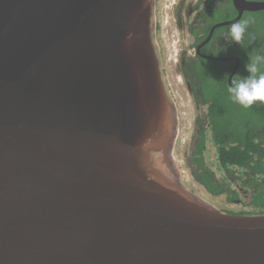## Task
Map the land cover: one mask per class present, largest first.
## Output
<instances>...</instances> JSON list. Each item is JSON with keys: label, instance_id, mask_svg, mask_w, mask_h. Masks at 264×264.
I'll use <instances>...</instances> for the list:
<instances>
[{"label": "water", "instance_id": "water-1", "mask_svg": "<svg viewBox=\"0 0 264 264\" xmlns=\"http://www.w3.org/2000/svg\"><path fill=\"white\" fill-rule=\"evenodd\" d=\"M232 3L196 49L229 85L200 47L264 10ZM178 126L155 0H0V264H264V214L184 183Z\"/></svg>", "mask_w": 264, "mask_h": 264}, {"label": "trees", "instance_id": "trees-1", "mask_svg": "<svg viewBox=\"0 0 264 264\" xmlns=\"http://www.w3.org/2000/svg\"><path fill=\"white\" fill-rule=\"evenodd\" d=\"M264 1V0H251ZM215 9L212 10L214 13ZM210 12V13H212ZM238 13L235 11L232 3L220 14L216 12L207 16V22L213 24L222 19H232ZM247 25L245 35L248 37L243 42V46L232 43L224 47L225 51L218 50L217 57L237 56L241 60V65L236 75L248 76L244 65L249 60V54L252 56H264V10L257 12H245L241 18ZM211 27L206 28L207 34ZM230 29V28H229ZM196 36L199 31L194 33ZM191 66L197 72L202 82V99L208 104L207 115L211 126L212 135L209 137L203 133L200 152L202 157L199 169L204 173H199L196 168L193 170L194 176L199 178L200 182L211 193H228L213 172V167L206 165L205 152L208 140L215 146L216 167L220 171H227L229 168L242 169L251 168L255 173L264 174V148L255 139V134L264 128V103L257 102L249 108L242 107L230 98L228 92L229 77L234 69L236 60L227 62L216 61L212 59H200L190 62ZM259 74H264V64L259 65ZM204 114L198 119L205 121ZM197 119V121H198ZM199 161V160H195ZM213 170V171H212ZM251 206L253 211L231 212L232 214H264V183L253 196Z\"/></svg>", "mask_w": 264, "mask_h": 264}, {"label": "flooded vegetation", "instance_id": "flooded-vegetation-1", "mask_svg": "<svg viewBox=\"0 0 264 264\" xmlns=\"http://www.w3.org/2000/svg\"><path fill=\"white\" fill-rule=\"evenodd\" d=\"M232 3V0H192L186 5V0H181L178 2V5H174L173 16L176 19L175 28L178 30L179 34L175 35L180 38V41H185L188 38L193 39L192 47L190 49L182 50L179 56V65L175 69V73L181 80L186 83V85H190L192 89V93H190L192 98L194 99V103L196 108H205L206 113L204 115L205 121L201 122V119L196 120V133L195 137L192 140V147L190 151V155L187 158L186 162L188 167L191 169V176L193 181L200 187L197 190H203L206 195L203 193V197L206 200L209 199H218L219 196H225L224 202L228 204V206H241L240 210H226L221 209L229 213L231 212H240L247 211L252 212V198L258 192V189L261 188V184L264 183V174L255 173V171L251 170V168H242L235 169L229 168L227 171H223V178L218 177V173L220 170L217 168L214 169V173L216 178L225 185L228 193L223 194H214L207 190V188L200 182L199 178L194 176L193 170L196 168L199 173H204L202 169H199V165L201 163L200 158L202 154L200 152V146L202 141L203 133L206 135L209 133L212 135L210 122L207 115L208 104L202 99V82L197 75L195 69L191 66L190 62H194L195 60L200 59V55L196 53V49L205 42V40L209 37L211 33V29L218 23L227 22L232 19H222L219 22L215 23L211 27V22H207L206 18L210 14H214L216 12H220V14L227 8V5ZM233 5V3H232ZM215 9L214 13L212 10ZM235 9V8H234ZM236 11V10H235ZM212 12V13H210ZM237 12V11H236ZM238 13V12H237ZM241 21V19H240ZM172 27V26H170ZM210 32L207 34L206 28H210ZM230 26H224L221 28H217L209 42L200 47V53L204 56H215L219 54L218 50L224 49L227 45H231L227 38H224L225 34L229 32ZM199 31V35H195L194 33ZM157 33V31H156ZM248 36L245 35L244 41ZM243 41V42H244ZM234 43V42H233ZM236 44V43H234ZM222 57H237V56H222ZM203 58V57H201ZM239 58V57H238ZM206 59V58H203ZM227 62V61H225ZM241 65V60H240ZM236 67V64L234 68ZM240 67V66H239ZM165 72V71H164ZM178 79L180 82L181 80ZM264 123V120H263ZM264 125V124H263ZM255 134V139L262 145L264 148V128L262 131ZM206 158V165L210 166ZM195 160H199L198 162ZM185 182V181H184ZM188 184V183H187ZM189 185V184H188ZM196 190V189H195ZM201 192V191H200ZM202 196V195H201ZM209 198V199H208ZM235 214V213H234Z\"/></svg>", "mask_w": 264, "mask_h": 264}, {"label": "rangeland", "instance_id": "rangeland-1", "mask_svg": "<svg viewBox=\"0 0 264 264\" xmlns=\"http://www.w3.org/2000/svg\"><path fill=\"white\" fill-rule=\"evenodd\" d=\"M181 0H156L155 3V23H156V40L158 42L159 50L162 55L163 68L165 71L166 81L170 87L172 97L176 103L178 114V133L172 151L174 161L179 168L184 183L191 189H200V187L193 181L191 176V169L187 165V158L190 155L192 140L196 133V120L205 115V108H196L194 99L190 96V92L186 83L175 73L176 67L179 65V56L182 50L190 49L192 47L193 39L188 38L185 41H180L179 32L175 28L176 19L173 16L174 5H178ZM192 0H186V5ZM172 26V27H170ZM177 77L181 80L178 81ZM208 139L211 134H207ZM207 150L205 152L207 161L211 167L217 168L215 163L216 149L215 146L208 140L206 144ZM188 156V157H187ZM214 170V169H213ZM223 171L218 173L219 178H223ZM189 185H188V184ZM200 194L206 195L203 190ZM203 193V194H202ZM218 199L207 200L217 208L226 210H240L241 206H228L224 202L225 196H219ZM232 214V213H231Z\"/></svg>", "mask_w": 264, "mask_h": 264}, {"label": "clouds", "instance_id": "clouds-1", "mask_svg": "<svg viewBox=\"0 0 264 264\" xmlns=\"http://www.w3.org/2000/svg\"><path fill=\"white\" fill-rule=\"evenodd\" d=\"M247 25L243 20L237 21L230 25L229 32L225 34L229 43H236L243 46V41ZM226 49H221L225 51ZM264 64V56L249 54V60L244 65L248 76L236 75L228 87L230 98L241 105L242 107L249 108L259 103H264V74H259V65Z\"/></svg>", "mask_w": 264, "mask_h": 264}, {"label": "bare ground", "instance_id": "bare-ground-1", "mask_svg": "<svg viewBox=\"0 0 264 264\" xmlns=\"http://www.w3.org/2000/svg\"><path fill=\"white\" fill-rule=\"evenodd\" d=\"M155 3H156V0H155ZM174 159V158H173ZM231 214V213H230ZM245 215H250V214H245Z\"/></svg>", "mask_w": 264, "mask_h": 264}]
</instances>
